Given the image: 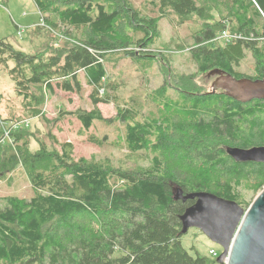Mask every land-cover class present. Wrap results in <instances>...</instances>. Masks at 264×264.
Here are the masks:
<instances>
[{
    "label": "trees",
    "instance_id": "16d2710c",
    "mask_svg": "<svg viewBox=\"0 0 264 264\" xmlns=\"http://www.w3.org/2000/svg\"><path fill=\"white\" fill-rule=\"evenodd\" d=\"M34 1L46 24L45 15L51 14L57 18L54 27L78 35L71 34V43L62 48L55 43L35 55L0 40V67L15 63L10 76L24 116L42 117L56 89L81 92L84 74L94 109L73 116L87 131L95 122H120L125 148L153 157L146 168L122 169L76 159L70 142L50 150L40 140L32 152L22 128L10 134L14 150L4 136L8 123L0 118V173L21 164L34 190L31 199H0V264H219L216 257L184 247L180 217L194 201L176 200L175 189L184 195L208 192L249 207L253 201L243 200L241 186L252 182L260 193L264 163L236 161L227 148L264 147V100L241 103L220 91L210 94L188 76L172 75L169 81V68L153 48L163 19L183 25L197 16L205 23L194 33L190 51L199 74L221 69L240 79L244 75L237 69L249 51L256 62L249 78L264 79V0H233L229 15L216 23L210 0H153L154 14H142L131 0ZM229 29L233 37L216 46ZM120 55L145 72L161 66L165 83L148 97L157 115L145 116L139 98L120 106L119 87L108 79L106 67ZM112 103L117 115L107 119L98 105ZM88 141L107 144L106 137L93 134Z\"/></svg>",
    "mask_w": 264,
    "mask_h": 264
},
{
    "label": "rangeland",
    "instance_id": "374dc122",
    "mask_svg": "<svg viewBox=\"0 0 264 264\" xmlns=\"http://www.w3.org/2000/svg\"><path fill=\"white\" fill-rule=\"evenodd\" d=\"M151 1L153 0H131V3L142 14H154L151 12ZM232 3L233 0H210L207 5L212 8L211 21L216 23L227 17ZM45 18L49 20L47 24L40 15L34 0H0V40L13 45L15 49L27 55H35L48 51L55 43L56 48H62L67 43H71L69 41L71 34L78 35L76 32H70L68 35V32L61 27H54L53 23L57 21L55 16L48 14L45 15ZM204 23L197 16H193L183 25L166 18L163 19L159 24L161 37L153 50L165 60L166 66L169 68V81L172 75L188 76L194 79L203 91H210L213 79L207 80L206 74H199L197 64L190 51L193 45V35L202 28ZM232 37L230 29L223 32L215 42L216 46L224 45L226 40ZM14 66L15 63L10 61L9 68L0 67V94L3 95L0 102V118L6 119V123H8L4 129L6 133L4 136L6 142H10L12 149L14 143L10 134L12 131L22 128L24 136L30 144L29 150L32 152L39 150L40 140L50 150L54 147L59 148L58 143L70 142L74 146L76 159L85 158L122 169H140L150 165L153 155L148 156L146 152L132 155L125 148L123 136L125 127L120 122H95L94 126L87 131L73 116L76 111L94 109L90 100L92 90L86 84L84 74H81L83 82L81 92L67 93L56 89L53 97L46 99L42 117L28 119L22 111V98L17 96L15 83L10 76V69H13ZM106 67L108 79L119 87L117 98L120 101V106L124 107L131 99L139 98L144 102L143 114L145 116L158 114L157 107L151 100H148V97L165 83L164 73L161 71L159 63L154 64L145 72L135 60L120 55L107 61ZM254 68L255 59L248 51L237 71L244 76H253ZM169 93L176 98L175 90H170ZM98 109L107 119H114L117 115L114 103L100 104ZM11 113H13V118ZM92 134L99 138L106 137L107 144L102 147L91 144L88 137ZM252 185V182L244 181L241 186L243 200L247 203H251L258 195L252 189ZM8 196L23 199H31L34 196L28 172L21 164L10 173H0V199ZM182 242L191 254H193L191 251L193 248L203 256L216 257V259L223 253V249L218 244L196 228L189 229L183 235ZM213 250L217 253L216 256L211 254Z\"/></svg>",
    "mask_w": 264,
    "mask_h": 264
},
{
    "label": "water",
    "instance_id": "95a60500",
    "mask_svg": "<svg viewBox=\"0 0 264 264\" xmlns=\"http://www.w3.org/2000/svg\"><path fill=\"white\" fill-rule=\"evenodd\" d=\"M206 79H213L210 94L220 91L241 103L264 100V79H237L221 69L208 72ZM227 153L239 162L264 163V147L227 148ZM175 199L194 201L180 217L182 233L196 228L218 244L223 249L219 264H264V188L247 209L208 192L184 195L180 188Z\"/></svg>",
    "mask_w": 264,
    "mask_h": 264
},
{
    "label": "flooded vegetation",
    "instance_id": "af4514ba",
    "mask_svg": "<svg viewBox=\"0 0 264 264\" xmlns=\"http://www.w3.org/2000/svg\"><path fill=\"white\" fill-rule=\"evenodd\" d=\"M255 65H256V62H255ZM254 72H255V68H254ZM242 78H249V76H242ZM253 163H257V162H253Z\"/></svg>",
    "mask_w": 264,
    "mask_h": 264
},
{
    "label": "built area",
    "instance_id": "2783aa9c",
    "mask_svg": "<svg viewBox=\"0 0 264 264\" xmlns=\"http://www.w3.org/2000/svg\"><path fill=\"white\" fill-rule=\"evenodd\" d=\"M211 254L214 255V256L217 255V253L214 250L211 252Z\"/></svg>",
    "mask_w": 264,
    "mask_h": 264
},
{
    "label": "crops",
    "instance_id": "0c3cea01",
    "mask_svg": "<svg viewBox=\"0 0 264 264\" xmlns=\"http://www.w3.org/2000/svg\"><path fill=\"white\" fill-rule=\"evenodd\" d=\"M41 15V14H40ZM38 25V24H37ZM29 28H33V27H29ZM50 44V43H49ZM49 46V45H48Z\"/></svg>",
    "mask_w": 264,
    "mask_h": 264
},
{
    "label": "bare ground",
    "instance_id": "6f19581e",
    "mask_svg": "<svg viewBox=\"0 0 264 264\" xmlns=\"http://www.w3.org/2000/svg\"><path fill=\"white\" fill-rule=\"evenodd\" d=\"M235 38V37H234ZM160 54V53H159Z\"/></svg>",
    "mask_w": 264,
    "mask_h": 264
}]
</instances>
